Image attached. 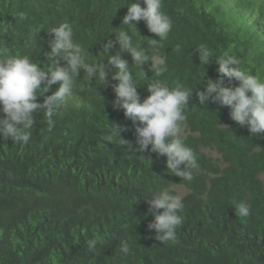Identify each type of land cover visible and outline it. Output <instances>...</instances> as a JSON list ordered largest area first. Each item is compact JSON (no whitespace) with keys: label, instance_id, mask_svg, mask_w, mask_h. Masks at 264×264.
<instances>
[{"label":"trees","instance_id":"1","mask_svg":"<svg viewBox=\"0 0 264 264\" xmlns=\"http://www.w3.org/2000/svg\"><path fill=\"white\" fill-rule=\"evenodd\" d=\"M134 2L0 0V46L50 70L48 30L67 22L89 52L88 62H99L103 44L127 29L122 18ZM163 10L173 21L158 49L167 71L157 77L145 65L149 79L137 77V91L143 101L155 79L193 90L184 138L199 172L182 182L169 173L166 157L145 153L151 162L128 152L117 137L106 139L120 126L126 129L121 138L136 146L131 120L113 107L112 88L94 78L90 83L81 70L75 95L54 127L41 112L27 145L0 137V264H264V133L252 136L231 120L230 109L202 106L195 94L208 79L219 78L215 57L225 52L264 79V0H164ZM20 13L27 19L20 20ZM137 28L134 41L144 47L148 39L159 40L143 21ZM200 45L214 52L205 68L196 52ZM117 51L118 44L112 54ZM121 57L134 74L140 71L129 54ZM114 72L110 84L117 83ZM58 87L41 90L37 103ZM163 187L184 203L177 241L168 245L149 229L154 218L145 202ZM241 201L250 206L246 217L235 214Z\"/></svg>","mask_w":264,"mask_h":264},{"label":"clouds","instance_id":"2","mask_svg":"<svg viewBox=\"0 0 264 264\" xmlns=\"http://www.w3.org/2000/svg\"><path fill=\"white\" fill-rule=\"evenodd\" d=\"M163 6L164 0H135L128 3L127 13L122 18V25L128 27L120 29L115 40L108 39L103 44L99 62H88L89 52L74 39L73 26L67 22L48 30L52 37L47 41L50 52L46 53L47 59L53 62L50 70H44L27 55L12 54L8 47L0 46V137L27 145L36 124L34 116L41 112L48 127H54V118L73 99L78 77L83 70L84 77L90 83L94 78L96 84L112 88L115 94L113 107L123 110L124 116L131 120L136 146L133 148L130 141L121 138V133L126 129L120 126L113 128L106 139L117 137L128 152L138 154L141 159L151 161L150 157L144 155L147 152L156 154L157 159L166 157L169 173L182 182L190 183L199 172L197 156L184 138L186 110L193 90L180 83L170 87L167 81L155 79L147 84L150 95L143 101L137 91V77L149 79L145 65H149L148 70L157 77L167 71L166 60L158 49L168 39L173 21L164 12ZM19 19L26 20L27 15L20 13ZM141 21L150 33L159 37V40L148 39L149 47H144L138 40L134 41V35H140L137 25ZM117 44L119 51L113 55ZM196 52L203 67L213 63L214 52L206 45L198 46ZM121 53L129 54L134 67L140 71L134 74L133 67H129ZM103 57H107L106 61ZM61 60L64 62L62 66ZM214 63L218 65L219 78L215 81L208 79L204 90L195 92L199 104L204 106L211 102L220 108H228L231 120L246 128L252 136L264 133V79L260 73L252 74L245 70L242 61L227 52L216 56ZM112 69L115 72L111 79L117 82L114 84L108 80ZM236 82L238 86H234ZM53 85L59 87L43 103H37L41 90L47 92ZM145 202L149 205L148 215L154 218L149 229L155 231V239L162 245L175 243L177 231L182 225L180 213L184 203L181 196L163 187L153 192ZM234 208L238 217L250 214V206L244 201L236 203ZM95 245V240L89 241L90 248Z\"/></svg>","mask_w":264,"mask_h":264},{"label":"rangeland","instance_id":"3","mask_svg":"<svg viewBox=\"0 0 264 264\" xmlns=\"http://www.w3.org/2000/svg\"><path fill=\"white\" fill-rule=\"evenodd\" d=\"M179 192H180V194H185V191L183 190V189H177Z\"/></svg>","mask_w":264,"mask_h":264}]
</instances>
